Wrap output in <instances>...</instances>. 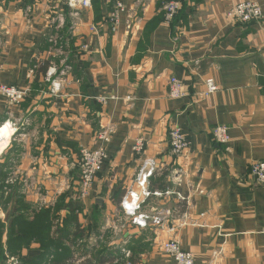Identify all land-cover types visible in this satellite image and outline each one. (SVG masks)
<instances>
[{"label":"crops","instance_id":"obj_1","mask_svg":"<svg viewBox=\"0 0 264 264\" xmlns=\"http://www.w3.org/2000/svg\"><path fill=\"white\" fill-rule=\"evenodd\" d=\"M166 1L92 0L73 28L64 0H0V86L30 90L17 106L0 96V143L9 144L0 163L9 160V176L17 178L9 187L6 180L0 200V264L12 256L8 242L19 195L31 207L30 218L41 210L56 216L50 237L69 249L41 264L111 259L127 239L136 264H176L161 250L169 240L180 242L195 264H264V186L250 174L264 162V0H185L174 28L162 17ZM244 2L259 3L260 22L227 18ZM117 3L125 12L112 33L108 19ZM46 66L69 67L57 94ZM172 78L184 84L186 96H170ZM209 80L218 91L207 98ZM217 126L228 127L229 151L213 140ZM172 128L191 143L181 158L170 152ZM105 129L112 131L107 159L92 193L76 199L81 150L100 148ZM140 140L142 154L134 151ZM146 159L164 167L150 189H175L170 171H182L176 190L184 201L153 197L143 206L145 212L171 209L163 229L140 230L120 206L128 192H139ZM73 212L87 238L101 242L76 238L75 225H65ZM41 255L34 241L12 258L22 264Z\"/></svg>","mask_w":264,"mask_h":264},{"label":"built area","instance_id":"obj_2","mask_svg":"<svg viewBox=\"0 0 264 264\" xmlns=\"http://www.w3.org/2000/svg\"><path fill=\"white\" fill-rule=\"evenodd\" d=\"M66 5L68 10H70V15L73 19V28H75L80 24V12L82 10L92 8V0H67ZM181 8L182 4L176 0L165 3V22L170 24L180 12ZM122 12H125V6L121 3H117L115 10L109 15L108 21L111 25L112 33L118 32L120 15ZM227 18L233 23L249 24L253 22H260L263 19V12L259 3L244 2L231 8V10L227 13ZM64 20V15H60V22L62 23ZM127 26L134 27L135 24L130 22ZM90 31L93 34L97 33V28L95 26H91ZM68 71H70L69 67H66L61 72L58 71L56 66H51L48 69L46 77L47 80L51 82V92L53 94H57L61 91L64 82L62 78ZM57 77L58 79H56ZM207 88V92L204 94L207 98L218 91V87L215 85L213 80H209L207 82ZM29 92V88H17L15 86L5 85L0 86V96L5 98L8 104L12 106L21 104L26 99ZM170 96L174 99L186 96L184 84L176 78H172L170 80ZM15 133H17V131L13 134ZM111 137L112 131L110 129H105L98 134V140L102 144L100 148L96 150L83 148L81 150L78 163L80 179L79 187L76 191V199H84L92 193L97 176L107 159V147L111 142ZM213 140L217 144L226 147V151H229V143L231 140L229 137L228 127L217 126L213 130ZM169 146L171 149V155L175 158H181L187 151L190 150L191 143L180 129L172 128L169 132ZM8 147L9 144H6L5 149ZM144 148L145 144L143 140H140L134 147V151L138 154H142L144 152ZM163 169L164 167L159 165L155 159H146L143 162V167L138 174L137 185L139 187V192L130 191L121 201L120 206L125 217L131 221L133 226H136L140 230H145L150 227L163 229L167 224L168 219H171L173 215L171 209L166 207H157L152 209L150 212H145L143 210V206L149 199L153 197L166 198L177 196L179 200H185L183 194L176 190V188H180L183 184L181 170L170 171V178L176 187L175 189H167L165 192H152L150 190V180L157 174L162 173ZM250 174L257 185L264 186V162L255 163L251 168ZM87 241L93 246L95 243H98L99 241L101 242L102 239H95V237L91 236L87 238ZM84 242L80 241L79 244L81 245ZM118 247L119 256L116 255V257H111L110 260H112V262L107 261V264H136L133 259V254L128 248V239L122 242ZM161 250L166 256L174 260L176 264H195V257L191 253L185 252L182 249L180 242L176 240L164 242L161 246ZM6 263L21 264L19 260L8 256L6 257Z\"/></svg>","mask_w":264,"mask_h":264},{"label":"trees","instance_id":"obj_3","mask_svg":"<svg viewBox=\"0 0 264 264\" xmlns=\"http://www.w3.org/2000/svg\"><path fill=\"white\" fill-rule=\"evenodd\" d=\"M169 1H173V0H167L165 3ZM176 1H179L182 4V8L175 17V19L170 23L172 28H174L175 25L178 23V21L181 20V18L183 17L184 14L183 9L184 6L186 5L185 0H176ZM162 15H163L162 16L163 19H165V14ZM48 69L49 68L46 66L44 72L48 71ZM9 164H10L9 160H7L3 164L0 163V200L3 196L2 193L4 192L5 189V183L9 176V171H10ZM166 190L167 189H159V190L152 189L151 191L165 192ZM17 202L19 205L20 215L15 217L12 223V227L9 235V242H8V247H9L8 252L10 250L9 254L12 256H8V257H13V255L17 253V250L20 249V247L22 246L28 247L34 241L41 245V250H42L41 257L39 259H36L35 261H29V262L24 261L22 264H41L44 258L50 253H54L59 250L66 252L69 251L68 247H66V245L63 244V239L59 238L54 240L51 239L50 237V230L53 219L50 214V211L41 210L40 212L34 213L33 217L30 218L29 210L31 209V207L25 203L24 198L19 195ZM65 225L66 227L75 225L74 227H76L77 231L74 235L76 236V238H80V239L87 238L88 232L86 230H81V228L79 227L75 212L70 214V216L66 220ZM109 256L105 255L104 258H102V260L100 259L99 261H96V263L91 262L90 264H107V261L112 262Z\"/></svg>","mask_w":264,"mask_h":264},{"label":"rangeland","instance_id":"obj_4","mask_svg":"<svg viewBox=\"0 0 264 264\" xmlns=\"http://www.w3.org/2000/svg\"><path fill=\"white\" fill-rule=\"evenodd\" d=\"M65 1V3H67V0H64ZM66 8H67V5H66ZM67 10H68V8H67ZM59 19H60V16H59ZM16 180H17V178L15 177V176H8V178H7V186L9 187V186H12V185H14L15 184V182H16Z\"/></svg>","mask_w":264,"mask_h":264},{"label":"bare ground","instance_id":"obj_5","mask_svg":"<svg viewBox=\"0 0 264 264\" xmlns=\"http://www.w3.org/2000/svg\"><path fill=\"white\" fill-rule=\"evenodd\" d=\"M4 132H5V130H3V133H2V134H4ZM0 136H1V135H0ZM5 147H6V145H1V143H0V151H2L3 148L5 149Z\"/></svg>","mask_w":264,"mask_h":264}]
</instances>
